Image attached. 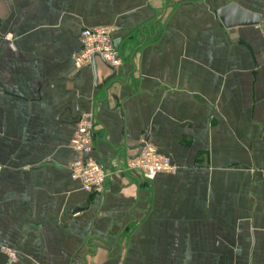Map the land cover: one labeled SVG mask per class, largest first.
<instances>
[{"label":"crops","instance_id":"obj_1","mask_svg":"<svg viewBox=\"0 0 264 264\" xmlns=\"http://www.w3.org/2000/svg\"><path fill=\"white\" fill-rule=\"evenodd\" d=\"M259 24L226 30L228 4ZM122 65L76 72L83 29ZM0 248L14 264H264V0H0ZM93 113L102 194L71 178ZM148 137L176 167L114 172ZM0 252V264H6Z\"/></svg>","mask_w":264,"mask_h":264},{"label":"built area","instance_id":"obj_2","mask_svg":"<svg viewBox=\"0 0 264 264\" xmlns=\"http://www.w3.org/2000/svg\"><path fill=\"white\" fill-rule=\"evenodd\" d=\"M116 33L117 28L114 26L83 29L79 37L80 50L73 59L76 72L85 67H90L95 58L103 61L113 71L118 69L122 65V60L115 46ZM11 39L9 33L0 31V42L10 43ZM94 126L93 113L82 114L78 118L70 141V148L75 156L67 168L71 178L80 183L84 192L100 195L111 174H108L91 156L94 144ZM140 145L142 147L137 149V154L126 159L123 165H116L114 172L127 175L139 172L146 181H152L158 174H172L176 171V167L170 159L158 153L148 137H144L140 141ZM1 171L2 167L0 166V173ZM258 172L264 179V169ZM0 252L7 259L6 264L16 262L14 251L0 248Z\"/></svg>","mask_w":264,"mask_h":264},{"label":"water","instance_id":"obj_3","mask_svg":"<svg viewBox=\"0 0 264 264\" xmlns=\"http://www.w3.org/2000/svg\"><path fill=\"white\" fill-rule=\"evenodd\" d=\"M217 18L226 30H230L237 27H253L259 24L260 17L257 14L250 13L242 9L237 4L231 3L221 8L217 12ZM115 77L113 71L112 75L107 78L106 81L111 80ZM142 145L134 147L135 150L141 148Z\"/></svg>","mask_w":264,"mask_h":264}]
</instances>
